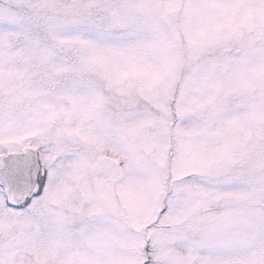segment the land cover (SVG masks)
<instances>
[{
  "label": "snow or ice",
  "instance_id": "6c2138e0",
  "mask_svg": "<svg viewBox=\"0 0 264 264\" xmlns=\"http://www.w3.org/2000/svg\"><path fill=\"white\" fill-rule=\"evenodd\" d=\"M0 264H264V0H0Z\"/></svg>",
  "mask_w": 264,
  "mask_h": 264
}]
</instances>
